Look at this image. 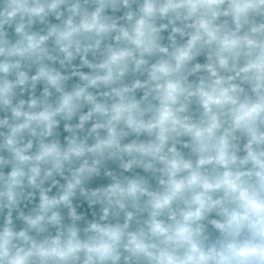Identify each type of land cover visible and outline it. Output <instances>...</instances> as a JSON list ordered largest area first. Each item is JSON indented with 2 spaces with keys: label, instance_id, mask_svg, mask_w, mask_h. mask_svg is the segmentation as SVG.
I'll return each instance as SVG.
<instances>
[{
  "label": "clouds",
  "instance_id": "clouds-1",
  "mask_svg": "<svg viewBox=\"0 0 264 264\" xmlns=\"http://www.w3.org/2000/svg\"><path fill=\"white\" fill-rule=\"evenodd\" d=\"M0 264H264V0H0Z\"/></svg>",
  "mask_w": 264,
  "mask_h": 264
}]
</instances>
